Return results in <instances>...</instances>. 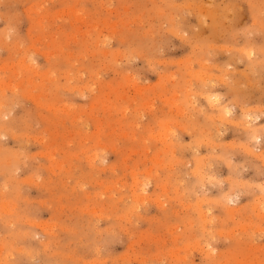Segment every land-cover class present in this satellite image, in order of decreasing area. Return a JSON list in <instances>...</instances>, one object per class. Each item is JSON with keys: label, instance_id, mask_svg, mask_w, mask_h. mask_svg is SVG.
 <instances>
[{"label": "rangeland", "instance_id": "1", "mask_svg": "<svg viewBox=\"0 0 264 264\" xmlns=\"http://www.w3.org/2000/svg\"><path fill=\"white\" fill-rule=\"evenodd\" d=\"M263 156L264 0H0V264H264Z\"/></svg>", "mask_w": 264, "mask_h": 264}, {"label": "bare ground", "instance_id": "2", "mask_svg": "<svg viewBox=\"0 0 264 264\" xmlns=\"http://www.w3.org/2000/svg\"><path fill=\"white\" fill-rule=\"evenodd\" d=\"M248 53V52H247ZM251 53V52H250ZM252 55V54H251ZM250 56V55H249ZM58 97V96H57ZM212 100V99H211ZM213 107H214V105H213ZM234 116V115H233ZM257 127V126H256ZM250 137L251 138H253V141L255 142V141H258L259 139H260V137L258 136V132L257 131H251L250 132ZM259 142V141H258ZM252 153V152H251ZM264 157V156H263ZM263 160H264V158H263ZM263 191H264V188L262 189ZM224 198V197H223ZM229 201H231V202H234V199L232 198V199H230Z\"/></svg>", "mask_w": 264, "mask_h": 264}]
</instances>
